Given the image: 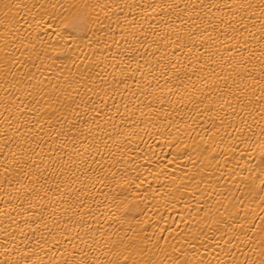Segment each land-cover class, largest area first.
<instances>
[{
	"label": "bare ground",
	"instance_id": "bare-ground-1",
	"mask_svg": "<svg viewBox=\"0 0 264 264\" xmlns=\"http://www.w3.org/2000/svg\"><path fill=\"white\" fill-rule=\"evenodd\" d=\"M0 264H264V0H0Z\"/></svg>",
	"mask_w": 264,
	"mask_h": 264
}]
</instances>
